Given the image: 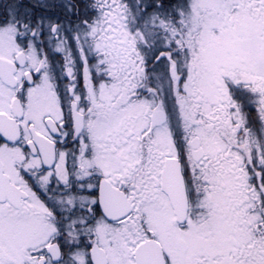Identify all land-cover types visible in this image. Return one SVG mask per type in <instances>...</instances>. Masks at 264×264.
<instances>
[{
	"label": "snow or ice",
	"instance_id": "6c2138e0",
	"mask_svg": "<svg viewBox=\"0 0 264 264\" xmlns=\"http://www.w3.org/2000/svg\"><path fill=\"white\" fill-rule=\"evenodd\" d=\"M0 264H264V0H0Z\"/></svg>",
	"mask_w": 264,
	"mask_h": 264
}]
</instances>
